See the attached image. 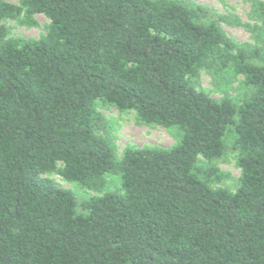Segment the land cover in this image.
<instances>
[{"label": "trees", "instance_id": "obj_1", "mask_svg": "<svg viewBox=\"0 0 264 264\" xmlns=\"http://www.w3.org/2000/svg\"><path fill=\"white\" fill-rule=\"evenodd\" d=\"M36 15L46 35H11ZM229 20L190 0H0V264H264V50ZM203 72L247 93L216 99ZM101 105L179 142L118 156Z\"/></svg>", "mask_w": 264, "mask_h": 264}, {"label": "rangeland", "instance_id": "obj_2", "mask_svg": "<svg viewBox=\"0 0 264 264\" xmlns=\"http://www.w3.org/2000/svg\"><path fill=\"white\" fill-rule=\"evenodd\" d=\"M12 3H19V0H6ZM193 3L201 4L213 9L214 11L229 16L231 24L223 23L222 27L233 39L239 43L250 44L264 50V24L261 21L251 18V4L246 0H190ZM264 2V0H261ZM35 19L38 26L29 27L21 25L16 21L6 23L12 36L39 39L47 34L50 21L44 15H36ZM236 20H240V26L236 25ZM264 53V51H263ZM242 76L226 75L213 78L208 72H203L201 84L211 95L220 99L225 91L241 99L247 93L242 84ZM227 85L226 88H223ZM101 113L109 123V132L112 137L118 156H121L128 146L139 148L144 147H163L171 148L175 146L181 137L177 129H166L164 127H151L141 124L133 112H120L114 107L100 106ZM218 167L228 173L229 178L218 184L219 187H230L236 189L241 171L236 163V152L229 148L226 155L216 163ZM62 188L72 190L80 199H85L96 193L80 186L63 180L59 175L50 176ZM110 189H117V179L110 178Z\"/></svg>", "mask_w": 264, "mask_h": 264}]
</instances>
